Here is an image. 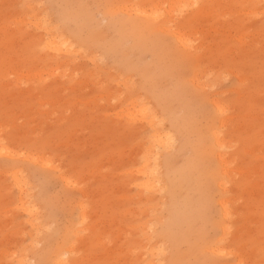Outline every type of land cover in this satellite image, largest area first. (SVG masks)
I'll use <instances>...</instances> for the list:
<instances>
[{
	"label": "rangeland",
	"instance_id": "374dc122",
	"mask_svg": "<svg viewBox=\"0 0 264 264\" xmlns=\"http://www.w3.org/2000/svg\"><path fill=\"white\" fill-rule=\"evenodd\" d=\"M0 264H264V0H0Z\"/></svg>",
	"mask_w": 264,
	"mask_h": 264
},
{
	"label": "bare ground",
	"instance_id": "6f19581e",
	"mask_svg": "<svg viewBox=\"0 0 264 264\" xmlns=\"http://www.w3.org/2000/svg\"><path fill=\"white\" fill-rule=\"evenodd\" d=\"M179 36V39L181 40V41H184V35H178ZM156 120H155V118H153V121L152 122H155ZM218 143L220 144V145H222L221 143H222V141H221V138L218 140ZM153 169H151L150 171H152ZM152 173H153V175L155 174V172L153 171V172H151L150 173V176H152ZM156 176V175H155ZM160 184V183H159ZM150 188H152V185H150L149 186ZM151 190V189H150ZM226 211H227V207H226ZM227 216V215H226ZM224 231H225V233H227L228 232V229L227 228H225L224 229Z\"/></svg>",
	"mask_w": 264,
	"mask_h": 264
}]
</instances>
